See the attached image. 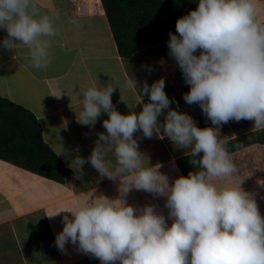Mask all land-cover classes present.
Returning a JSON list of instances; mask_svg holds the SVG:
<instances>
[{
    "label": "clouds",
    "instance_id": "1",
    "mask_svg": "<svg viewBox=\"0 0 264 264\" xmlns=\"http://www.w3.org/2000/svg\"><path fill=\"white\" fill-rule=\"evenodd\" d=\"M257 3L198 0L195 9L177 18L176 33L169 32V55L189 86L183 99L198 105L215 127L200 128L189 114L177 110L178 103L164 91L163 78L151 85L145 81L138 92L130 76L125 87L137 91L142 109L127 114L115 109L111 96L116 88L111 84L82 90L77 121L92 127L106 113V134H97L87 160L76 156L71 164L82 170L87 162L100 175L119 179V195L85 197L74 207L47 215L71 214L62 217V230L55 236L58 250L65 252L71 244L100 264H264V216L255 195L241 187L242 180L218 183L238 174L227 142L220 139V126L250 120L256 131H264V22L258 19ZM72 23L80 27L78 21ZM0 28L7 31L3 47L12 50L23 44L32 68L49 67L47 38L56 29L33 0H0ZM137 132L149 139L167 136L187 150L197 170L170 183L160 171L163 165H149L139 150ZM133 189L165 198L167 218L153 204H128L126 197Z\"/></svg>",
    "mask_w": 264,
    "mask_h": 264
},
{
    "label": "crops",
    "instance_id": "2",
    "mask_svg": "<svg viewBox=\"0 0 264 264\" xmlns=\"http://www.w3.org/2000/svg\"><path fill=\"white\" fill-rule=\"evenodd\" d=\"M33 3L41 15L53 19L56 29L55 35L47 38L51 64L43 70L32 68L27 46L17 41L16 49H6L2 41L7 38V31L0 28V96L34 114L45 143L71 174L64 182H58L0 159V264H100L97 258L79 252L71 244L66 245L65 252L58 250L55 236L62 230V217L71 214L60 212L51 218L47 216L74 207L85 197L119 195V179L100 175L87 162L82 170L74 169L71 164L76 156L87 160L97 134H106L102 123L108 119L106 113L92 127L77 121L82 90L93 84L101 88L111 84L116 88L111 96L115 109L127 114L139 112L142 103L135 89L125 87V81L132 76L139 92L145 81L151 85L163 78L164 91L178 103L177 110L189 114L200 128L215 126L198 105L185 103L183 94L189 86L169 55L168 40L122 57L100 0H33ZM257 7L258 19L264 22V0H258ZM73 20L79 22V28ZM142 100L146 103L148 97ZM171 107L177 108V104ZM159 120L161 124L164 122L163 114ZM220 135L227 142L238 174L218 183L242 180L241 187L255 195L258 210L264 216V131H256L250 120L229 121L220 126ZM134 138L149 165H163L160 171L169 177L170 183L183 175L178 159L188 155L186 149L176 147L167 136L154 135L149 139L137 132ZM146 157L145 166H148ZM109 158L115 162L114 155L110 154ZM126 200L136 208L153 204L167 218L163 197L133 189ZM167 223L170 225L171 220Z\"/></svg>",
    "mask_w": 264,
    "mask_h": 264
},
{
    "label": "trees",
    "instance_id": "3",
    "mask_svg": "<svg viewBox=\"0 0 264 264\" xmlns=\"http://www.w3.org/2000/svg\"><path fill=\"white\" fill-rule=\"evenodd\" d=\"M118 52L135 51L169 39L177 18L189 13L198 0H100ZM178 35V33H177ZM0 159L43 177L64 182L71 171L45 143L32 112L0 96ZM190 155L178 159L184 176L197 170Z\"/></svg>",
    "mask_w": 264,
    "mask_h": 264
},
{
    "label": "bare ground",
    "instance_id": "4",
    "mask_svg": "<svg viewBox=\"0 0 264 264\" xmlns=\"http://www.w3.org/2000/svg\"><path fill=\"white\" fill-rule=\"evenodd\" d=\"M92 1H95V2L97 1V2H98V0H92ZM93 3H94V2H93ZM94 7H95V6H94Z\"/></svg>",
    "mask_w": 264,
    "mask_h": 264
},
{
    "label": "rangeland",
    "instance_id": "5",
    "mask_svg": "<svg viewBox=\"0 0 264 264\" xmlns=\"http://www.w3.org/2000/svg\"><path fill=\"white\" fill-rule=\"evenodd\" d=\"M90 2H92L91 0H89ZM12 264V263H11ZM14 264H15V262H14Z\"/></svg>",
    "mask_w": 264,
    "mask_h": 264
}]
</instances>
